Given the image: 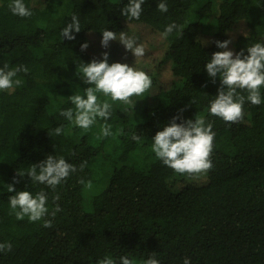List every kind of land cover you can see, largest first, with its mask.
I'll return each instance as SVG.
<instances>
[{
    "label": "trees",
    "instance_id": "1",
    "mask_svg": "<svg viewBox=\"0 0 264 264\" xmlns=\"http://www.w3.org/2000/svg\"><path fill=\"white\" fill-rule=\"evenodd\" d=\"M10 2L0 0V68L24 65L29 72L19 74L23 86L0 91V243L12 244L11 252L0 253V264H100L105 258L120 264L122 256L143 264L152 255L159 264H183L185 258L191 264H264V88L262 103L246 101L242 122L229 126L208 115L219 79L212 83L204 70L212 53L223 51L215 41L231 39L229 49H245V55L246 47L264 43V0H166V13L156 10L159 0H145L140 19L131 21L120 13L128 0H24L30 18L13 15ZM72 14L82 29L69 41L60 32ZM205 18L214 21L213 31ZM173 22L184 26L183 36L174 30L161 39ZM135 25L143 27L141 36ZM105 29L135 34L145 56L136 62L118 41L101 47ZM105 51L113 63L133 65L152 78L142 99L144 117L132 121L120 104L108 121L111 136L96 139L98 124L75 139L58 110L73 107L67 97L89 86L75 74L80 62L100 60ZM177 115V123L204 115L216 133L214 167L198 179L174 173L154 155L143 162L141 154L136 162L137 150L151 146ZM60 125L63 134L50 137ZM47 155L87 164L55 193L16 175ZM9 184L33 194L43 188L50 210L58 193L61 211L53 227L16 220Z\"/></svg>",
    "mask_w": 264,
    "mask_h": 264
},
{
    "label": "clouds",
    "instance_id": "2",
    "mask_svg": "<svg viewBox=\"0 0 264 264\" xmlns=\"http://www.w3.org/2000/svg\"><path fill=\"white\" fill-rule=\"evenodd\" d=\"M145 0H128L120 13L127 20H139L144 8ZM11 13L21 18H30L32 10L24 0H11L8 4ZM157 11L166 13L168 5L166 0H159ZM183 25L175 22L165 26L160 33L161 39H167L175 30L178 36H183ZM80 19L76 14L71 15V21L62 28L60 36L66 40H74L73 33L81 31ZM100 40L101 47L107 49L110 41H118L126 52H130L135 61L139 62L145 56V45L138 43V37L128 35L125 31L115 32L103 30ZM231 39L215 41V46L223 51L212 53L210 60L204 64V70L212 83L219 79L217 94L209 102L208 115L220 118L229 126L242 122L244 119V104L246 101L253 106L262 103L261 89L264 88V43L256 42L251 46L233 52L229 49ZM88 44L82 43L80 50L88 48ZM102 59L93 58L88 63L80 62L76 69V75L81 81L89 85L83 89L82 94L77 92L67 97L73 107L59 109V116L80 128L83 133L89 132L93 126L99 124V133L96 139H103L112 135L111 124L108 121L113 116V105L117 102L128 109L134 108L136 101L146 97L153 87L152 78L144 71L127 63H108L109 54L103 52ZM28 67L19 65L9 68L7 63L0 68V91H14L24 84L19 78L20 73L27 74ZM242 93H247L244 95ZM137 98V99H134ZM181 112L183 110H180ZM181 119L180 115L172 117L169 123L161 131H157L152 138L151 151L164 166L172 169L174 173L186 175L189 179H198L207 175L214 167L211 154L214 149L216 133L212 130L213 124L206 120L204 115H196L193 119ZM103 121V123H99ZM64 126L60 125L48 132V135L59 136L63 134ZM123 134L122 129L117 130ZM131 139L139 142L141 137L135 133ZM87 162H81L79 166L67 162L63 156L47 155L39 163L31 164L23 171H17L16 175L23 178L27 175L32 184L44 185L53 193L59 185L75 172L83 171ZM19 180L13 178V184ZM87 189L93 187L92 181L80 180ZM13 184L6 185L10 214L16 220L27 217L29 222H41L44 228H52L53 220L57 212L61 211L58 201L59 194L52 196V208L48 206V194L41 188L35 194L29 191H16ZM12 251L10 242L0 243V253ZM100 264H115L110 258L103 259ZM120 264H133V261L125 256L120 257ZM143 264H159V261L150 256ZM183 264H191L189 258L183 260Z\"/></svg>",
    "mask_w": 264,
    "mask_h": 264
},
{
    "label": "rangeland",
    "instance_id": "3",
    "mask_svg": "<svg viewBox=\"0 0 264 264\" xmlns=\"http://www.w3.org/2000/svg\"><path fill=\"white\" fill-rule=\"evenodd\" d=\"M205 19H206V24H207L206 28L209 31H213L215 29L214 21L212 19H209V18H205ZM132 28L138 34V36H141L142 29H143L142 26L135 25ZM108 63L109 64L113 63V58L110 55H109V58H108ZM134 99H137V98H134ZM139 99L140 100L136 101L133 110L132 109H128L127 106H124L125 108L123 109V111H125L128 114V116L131 118V120L134 121V122L139 121V120H141L144 117L143 112H142V108H141L143 97H141ZM120 104L121 103L117 102V103H115L113 105V107H116V106H118ZM70 124L71 125H69V127L67 129L68 132H70L75 139H78L81 136V134H82V130L80 128L74 126L72 123H70ZM151 146L141 147V148H139L137 150V154L135 156L136 162H138L141 159V157H140L141 154H142L141 161H143V162L149 161L148 155H151V156L154 155V153L151 151Z\"/></svg>",
    "mask_w": 264,
    "mask_h": 264
}]
</instances>
